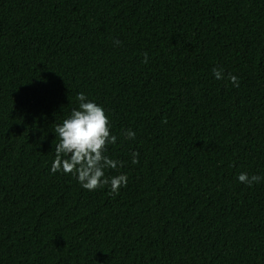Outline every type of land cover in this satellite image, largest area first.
I'll return each instance as SVG.
<instances>
[{"label":"trees","instance_id":"trees-1","mask_svg":"<svg viewBox=\"0 0 264 264\" xmlns=\"http://www.w3.org/2000/svg\"><path fill=\"white\" fill-rule=\"evenodd\" d=\"M79 92L119 194L50 172ZM241 172L264 176V0H0V264H264Z\"/></svg>","mask_w":264,"mask_h":264},{"label":"clouds","instance_id":"clouds-1","mask_svg":"<svg viewBox=\"0 0 264 264\" xmlns=\"http://www.w3.org/2000/svg\"><path fill=\"white\" fill-rule=\"evenodd\" d=\"M113 43L119 44L120 41L114 40ZM147 62L148 56L145 54L142 63ZM212 74L217 80L225 79L221 68H214ZM227 79L233 87H239V77L228 73ZM76 100L78 107H74L54 129L55 136L59 139L55 144V159L50 172L71 174L80 187L88 191L108 186L110 194H119L120 189L127 186L128 176L124 172L106 175L107 170L124 166L122 161L108 154V146L117 143V135L111 131L112 124L106 109L95 100H90L84 92L77 93ZM121 135L124 139L132 140L135 139L136 132L131 128L123 129ZM131 163H139V152L131 153ZM237 180L251 187L264 181V176L241 172Z\"/></svg>","mask_w":264,"mask_h":264}]
</instances>
